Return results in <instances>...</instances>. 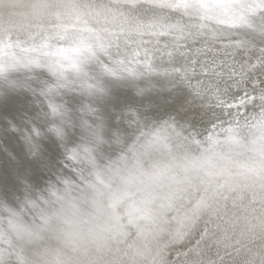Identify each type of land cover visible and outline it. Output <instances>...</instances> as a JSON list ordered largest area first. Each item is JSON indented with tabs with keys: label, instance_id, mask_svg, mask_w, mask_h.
<instances>
[{
	"label": "clouds",
	"instance_id": "1",
	"mask_svg": "<svg viewBox=\"0 0 264 264\" xmlns=\"http://www.w3.org/2000/svg\"><path fill=\"white\" fill-rule=\"evenodd\" d=\"M85 22L93 46L124 26L106 0H0V41L74 45ZM250 95L195 132L156 126L71 154L75 178L0 206V264H264V89Z\"/></svg>",
	"mask_w": 264,
	"mask_h": 264
},
{
	"label": "bare ground",
	"instance_id": "2",
	"mask_svg": "<svg viewBox=\"0 0 264 264\" xmlns=\"http://www.w3.org/2000/svg\"><path fill=\"white\" fill-rule=\"evenodd\" d=\"M176 2L106 0L111 18L124 25L112 35L122 41L158 39L163 46L179 33L154 36L153 31L161 26L177 21L202 24L201 35H189L186 30L187 39L180 41L182 51L187 53L180 58L181 63L189 62L194 70L190 83L195 85L205 79L201 65L210 61L214 52L219 59L225 58L222 46L228 43V37L210 43L207 33L215 22L201 21L195 13L185 14L172 6ZM96 44V54H102L104 60L97 55L89 57L77 68L71 60L76 55L71 51L74 45L60 43L43 49L54 54L58 69L43 62L10 67L13 57L21 60L17 54L20 50L0 46V206L5 212L18 211L25 200L46 196L53 185L75 178L76 169L69 158L73 153L99 156L109 152L118 137H132L151 127L170 124L195 132L206 125L215 102L198 97L172 70L174 63L168 62L166 55L163 59L160 55L150 57L153 68L148 71L143 49L138 50L139 63L129 50L127 56L117 57L125 61L121 68L108 54L115 56V47L102 50L106 38ZM59 49L68 51L60 53ZM22 54L24 59L40 56ZM227 58L231 60L232 56ZM241 58L246 57L238 53L236 59ZM126 69L137 73L130 74Z\"/></svg>",
	"mask_w": 264,
	"mask_h": 264
},
{
	"label": "snow or ice",
	"instance_id": "3",
	"mask_svg": "<svg viewBox=\"0 0 264 264\" xmlns=\"http://www.w3.org/2000/svg\"><path fill=\"white\" fill-rule=\"evenodd\" d=\"M172 6L181 8L185 14L195 13L201 21H214L215 27L207 33L212 42L228 37V43L222 46L225 58L219 59L218 53L214 52L212 59L201 65V74L205 76L204 80H198L195 85H192L190 77L194 74V70L189 67L188 61L185 60L181 63L180 59L187 55L182 51L180 42L182 38L187 39L186 30L189 35H201L199 29L203 28V25L197 22L183 25L177 21L174 25L161 26L159 31H153L152 34L156 37L162 34L179 33L173 41L167 42L163 46L158 39L150 41L124 39L122 41L119 36H112L107 39V45L102 46V50L107 51V47H115L116 55L108 54L116 65L123 68L125 61L117 59V57L127 56L131 50L133 58L139 63L138 50L143 49L144 67L148 71L153 68L150 57L154 59L160 55V58L163 59V56L166 55L168 62L174 63L172 70L188 83L198 97L214 101L212 107L219 109L223 115L233 113L239 115L240 109L244 108L252 99L250 90L264 89V44L257 45L251 39L245 38L246 33L264 36V0H187V2L178 0ZM77 19L79 20V17ZM80 30L90 35L81 38L71 49L76 53L71 57L74 68H77L81 61L97 55V44L93 46L89 42L93 30L86 23L81 24ZM193 30H195L194 33ZM233 37H237V39H232ZM95 39L97 42L101 40V37L97 35ZM0 46L19 48L23 53H40L36 60L29 57L16 61L13 57L10 67L40 64V58L43 56L49 58L46 64L58 69V62L54 59V54L43 51L45 48H50L47 41L38 47H25L20 41L13 43L11 40H6L0 41ZM66 51L68 49H59L60 53ZM238 53L241 57L246 58L236 59ZM229 55L232 56L231 60L227 58ZM192 63H195V60ZM126 70L130 74L137 73L131 69ZM0 71L3 69L0 68ZM233 89L236 91H232ZM233 109L235 111H232Z\"/></svg>",
	"mask_w": 264,
	"mask_h": 264
}]
</instances>
